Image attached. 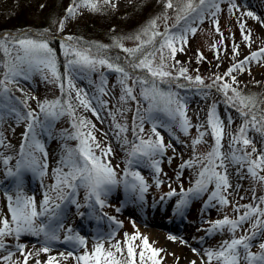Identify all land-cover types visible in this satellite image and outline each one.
Here are the masks:
<instances>
[{
    "label": "rangeland",
    "instance_id": "1",
    "mask_svg": "<svg viewBox=\"0 0 264 264\" xmlns=\"http://www.w3.org/2000/svg\"><path fill=\"white\" fill-rule=\"evenodd\" d=\"M138 0H110L105 3L104 0H92L98 3L97 13L102 7L112 9L115 14L129 17L131 13L139 12V9L131 10ZM162 1V0H161ZM44 0H0V17L6 14H14V8L19 4L25 3L36 5L43 4ZM165 5L168 0H163ZM198 3L199 0H196ZM219 3L220 11L216 16L211 15V12H205L204 18L201 21L196 14H193L187 20H181L179 24L176 18L173 21L170 16L171 11H164V13H155L154 15L148 14L142 16L140 14V24L137 27L132 24V19L127 20L124 18L122 27H118L119 31L113 32V19L106 22L98 18V23L101 26L99 35L88 39V41H67L65 38L68 36L73 37L71 31L78 23H86L90 20V15L96 11H91L90 7L81 6V1L75 0L68 5L64 14L56 20L58 35H50V33L38 31L35 28L26 29L15 33L14 35H7V33L0 34V38L8 42L13 38H30L36 40H43L49 43V46L54 49L57 58V66L61 76V81L65 84L67 89V77L71 76L72 83L75 86L71 89V103L75 106V118H84L91 121L95 125V129L85 128L84 132L92 131L99 142L100 147L94 148L95 154L100 156L105 162H110L111 166L116 172V178H132L130 183H138L134 177L125 175L126 172H138L148 185V190L143 194V199H140L139 190L133 192L130 187L126 185L116 184L110 186V190L101 195L103 204L101 205L96 201L95 197H89V190L78 184L75 193H71V189H64L62 195L65 199H57L58 193L53 191V185L56 184V169L62 168L64 172L70 169L64 167L62 163L58 164L56 158H66L69 150L73 151V156L76 155V150L79 148L80 141L72 138L75 136L77 129L73 127V117L67 114L60 115L56 118L45 117L40 112L39 104L44 101L60 100L61 103L68 102V91H61L59 82L54 81L51 74L47 71L41 73L33 70L29 74L28 79L18 77V82L8 83L6 86L10 90L13 89L17 94L11 96V101H5V97L1 95L0 91V138L3 139L6 147H0V162L3 164L2 168L7 171L8 168L15 170V165L21 159L20 149L25 145V133L27 126L31 122L27 119V113L33 111L39 118V123L35 124V139L43 146L44 153L39 151L32 142L31 134L26 145V152H32L35 157L40 161L41 165L47 164L46 169L22 170L19 179L16 177L10 178V190L2 200L0 205V221L5 217L11 223V213L7 207V197L11 195L15 199L17 192L20 191L26 197H36L33 195L32 189L35 186L38 189L39 196L44 200L45 193L52 199L50 206L52 211L48 216L37 218V224L44 222L49 228L56 230L59 239L52 241L58 245L59 253L55 256L59 260V264H76L74 258L64 260L61 253L67 256L69 252L82 255L85 251L91 252L98 237L105 238V248H109L110 244L107 237L110 233H115L111 243L117 241L121 242L122 248L126 246L125 234L134 235L139 233L140 239L134 241L137 247V264H139V252L142 248V239L147 237L152 247L160 250L157 259L161 264H208L206 252L208 250H219L225 241H231L233 238H239L243 235H252L250 229L255 232L250 243L252 245L251 251L256 253L259 251V245L264 243V225H259L253 229V224L258 217H252L251 220L245 222L235 233L231 232L228 227L222 230L210 231L216 221L222 220L225 217L236 220L242 215L246 209L244 205H253L264 208V204L260 203V198L264 197V184L259 183L252 178L247 172V165L243 167L236 165L226 160L228 180L231 187L223 194L227 197L229 203L222 205L218 200H210L211 192L214 190V184L209 185L208 190L202 193L188 192L189 189H194L196 181L199 178V172L202 164L195 163L192 167H183L189 160H195L200 157L204 161V157L212 150L215 143L211 127L208 124V114L212 105L216 106L218 118L223 122L224 136L222 140L223 147L221 151L227 155L231 149L229 147L231 137L238 133L239 128L244 124L245 117L238 111L237 107H233L226 102V98L222 91L218 90L216 84L213 85V80L216 76L223 77L224 79L218 84L223 82L232 83L231 77L226 76L229 68L234 64L244 60L251 52L264 48V0H234L236 8H233L231 0H217ZM177 9L182 7L179 0L176 1ZM41 6V5H40ZM77 7L76 14L69 16L68 9ZM168 9V8H167ZM231 9V11H230ZM37 10V8H36ZM212 11H215L212 9ZM167 12V13H166ZM247 12H252L255 19L246 15ZM178 12L174 15L176 17ZM4 17V18H6ZM167 17V18H165ZM155 20L157 23V31L163 33L166 28L170 29L172 33H182L187 27L196 29L195 34L187 33V43L183 45V51H177L174 59H167V49L165 50L166 63L168 64L169 71L173 76L178 75V70L183 67L187 68V76L193 77L198 75L204 80V85H212V87H205L188 82L184 77L177 80H169L165 78V82H158V87L167 92L171 91L177 93L182 102L186 105V115L190 120V128L185 133L179 126V120L172 121L164 112L154 111L151 117L145 111L149 107V102L144 100L141 96V85L135 83L136 77L147 78L146 70L133 69L130 67L131 63L135 62L128 53L123 51V48L117 46V41L123 45L124 48H136L140 41L135 37L140 35L150 23ZM219 22V32L216 30L217 25L214 21ZM63 24V30L60 25ZM241 24L244 25L242 31ZM251 33V47L243 40V35ZM222 33V35H221ZM144 38V37H142ZM109 39L110 41H105ZM159 37L157 38V45L159 44ZM65 43H76L81 48H90L91 52L101 57L108 58L114 65L123 67L133 79L128 80L129 86L133 87V94L136 100H121L123 95L122 86L119 83L121 74L108 69L106 66L98 67L96 71H72L69 72L66 68V58L64 56L63 45ZM96 45H103L105 47L97 49ZM234 45L239 46V55H235L233 51ZM177 46L181 45L177 42ZM9 48L12 45L9 43ZM151 47H147L145 51H151ZM196 53L198 55H196ZM202 54V59L200 58ZM15 55V52H13ZM141 54H137L139 58ZM0 56L9 59L5 55L3 49H0ZM119 60L121 61L119 63ZM204 61H209L203 65ZM179 61L180 63H176ZM156 64L160 63V54L156 55ZM3 62L0 61V73L6 71L3 67ZM47 75V79H45ZM232 75L236 77V83L233 87L238 91H242L247 84L259 87L261 93L258 99L257 109L260 111L255 112L258 119L264 115V58L258 62L253 61L246 65L243 72L236 71ZM102 81L107 94L99 92L102 86ZM166 81L172 84L166 86ZM189 83V84H187ZM184 85V87H179ZM2 90V87H0ZM80 89L83 93H87L85 98L91 101L92 108L96 109L99 113V118L93 114L91 110L85 109L79 105L76 99V90ZM8 94V93H7ZM6 97H9V95ZM229 96L233 95L231 91ZM256 98V96H253ZM106 102L104 105L98 102ZM26 101L25 103H21ZM139 107L140 113L144 116L143 132L140 133L136 127L139 124L137 119V108ZM15 109V111H12ZM18 114V115H17ZM153 123L157 125V131L164 138V144L170 145L166 148L163 154L156 155L153 159L159 161L160 171L157 173L152 166L151 161L147 158H134L130 155L134 143H139L137 134L144 139L151 137L153 140L156 137L153 135L151 129ZM116 124L124 125L127 131L120 133ZM163 125V126H161ZM259 125H257L258 127ZM135 129V131H134ZM204 132L202 142L194 145L193 141L200 138V133ZM247 137L253 141L257 155L264 152V135L256 131L254 127L249 126ZM127 141V142H126ZM111 148V154L104 157L101 156V149ZM239 147V146H237ZM251 152V146L247 149ZM2 157H12L8 165L3 163ZM256 158V155L253 156ZM132 161L129 164V161ZM223 171L222 169H218ZM44 171V175L40 172ZM264 175V171L259 173ZM28 180V184H24L22 180ZM118 180V181H119ZM157 181H160L157 185ZM78 183V182H77ZM19 186V187H18ZM125 186V187H124ZM4 188V187H3ZM2 183H0V190ZM122 189L125 191L122 193ZM121 190V191H120ZM175 190V194L169 196L168 193ZM7 192V191H6ZM184 193H188L187 197ZM122 195V196H121ZM187 199V203L177 210V204L182 200ZM59 205L58 208L55 205ZM126 204L129 208L138 213L137 216L129 212H123L122 207ZM37 206V205H36ZM239 207L240 211L235 209ZM100 208L103 211H100ZM119 209V211H117ZM38 210V208H37ZM39 211V210H38ZM63 213L66 216L62 217ZM114 218V219H113ZM158 220L169 228L161 227L157 224L155 227L165 231L166 234L171 236L172 245L166 247L163 242L155 240L150 234H147L139 228L140 220ZM149 222V221H148ZM179 225V226H178ZM62 226V227H61ZM2 227V224H0ZM181 227V228H180ZM71 230V232H69ZM78 234L86 241V247L75 245L73 242H65V237L68 235ZM4 248H0V264H23L25 255L29 252L33 253L28 258V264H35V260H41L43 253L38 256L35 253L45 246L44 235L39 237L31 234H22L17 240L14 236H5L2 238ZM191 240L192 243L189 244ZM70 243V245H68ZM17 244L26 245L24 252L18 250ZM189 244L192 252L185 257L184 245ZM12 248L9 251L8 248ZM195 250V251H193ZM13 253L11 261H6L5 256ZM243 255V249L241 248ZM119 253L117 256L119 257ZM147 255V253H146ZM48 258L42 259L46 261ZM41 261V264L44 262ZM151 264V261H147ZM211 264H218L216 260H212ZM241 264L244 261L241 260Z\"/></svg>",
    "mask_w": 264,
    "mask_h": 264
},
{
    "label": "snow or ice",
    "instance_id": "2",
    "mask_svg": "<svg viewBox=\"0 0 264 264\" xmlns=\"http://www.w3.org/2000/svg\"><path fill=\"white\" fill-rule=\"evenodd\" d=\"M104 2L109 3L110 0H104ZM179 2L182 3V7L177 9V24H179L181 20H187L193 14H196V16L202 21L205 12H211V15L216 16L220 11L217 0H199L198 3L196 0H179ZM231 2L233 8H236L237 6L234 3V0H231ZM81 6L90 7L92 11L98 10V3L92 2V0H81ZM166 7L168 9H173V0H168ZM212 9L215 11H212ZM76 11L77 7L69 8V16H74ZM246 15L253 17L252 12H247ZM253 18L259 19L258 17ZM214 23L217 25L216 30L219 32L218 20L214 21ZM60 29L63 30V24L60 25ZM156 29L157 23L153 20L148 28L135 37L136 40L140 41L136 48H124L119 41H117V46L123 48V51L128 53L129 56L134 59L135 62L131 63V68L134 70H146L148 74L147 78L136 77L134 82L141 85L140 94L144 100L149 102V107L145 110L149 114V117H151V113L154 111H162L172 121L179 120L180 128L187 133L191 125L190 120L186 115V105L182 102L177 93L161 90L158 87V82H165V78H168L169 80H177L180 77H184L187 81L194 82L197 85L209 88L212 87V85H204L203 78L198 75L194 79L191 76H187V68L181 67L178 70L177 76H173L172 72L167 70L168 64L166 63L165 50H168L167 59H174L177 51H183V45L187 43V33L195 34L196 29L189 26L185 28L182 33H172L171 30L167 28L165 32L161 33ZM241 29L243 31V24H241ZM158 37L160 39L159 44L157 45ZM65 39L67 41H74L75 38L68 36ZM243 40L248 43L249 47H251L250 32L243 35ZM177 42L181 45L180 47L177 46ZM9 43L12 45L11 49L9 48ZM96 47L97 49H100L105 46L96 45ZM147 47H151L152 50L145 51ZM0 49H3L5 55L9 57L8 61L3 64L6 71L4 72L3 81H0V87H2L3 94H7L10 91L6 86L8 83L18 82V77L28 79L29 74L33 70L41 73H44L45 71L49 72L54 81L59 82L61 91H68L69 99L66 103H61L60 100H55L44 101L39 104L40 112L43 113L46 118H56L65 114V112L72 116L73 127L77 128V132L72 138L80 141L75 157L73 156L74 150H69L67 157L61 161L63 166L70 170L68 172H64L62 168H57L55 170L56 184L53 185V191L58 193L57 199L66 198L62 195L65 188L71 189L70 194H74L79 184L89 190V197L94 196L96 201L102 205L103 200H101V195L109 191L110 186L116 185L119 181L116 178V172L110 162H105L100 156L95 154L94 148H99L100 144L96 140L93 132L81 131L83 128L95 129V125L91 124V121L84 118H80L79 123H76L75 110L71 103V89H74L75 86L72 83L71 76L67 77V89L65 88V84L61 81L54 49L49 46L47 41L30 38H13L8 42L0 39ZM63 49L66 58V68L69 72L77 70L96 71L98 70V67L106 66L108 69L121 74L119 80L123 91L121 100H136V96L133 94V87L129 86L127 83V81L133 79V77L123 67L114 65L108 58L101 57L98 54L94 55L90 48H81L76 43H65ZM233 51L235 55H239V46L234 45ZM13 52H15V55H13ZM157 53L160 54L159 64L155 63ZM137 54H141L139 58H137ZM200 58H203L202 54ZM261 58H264V48L251 52V54L244 60L239 61L234 64L232 68H229L225 75L231 77L232 83L223 82L222 84H218V82L222 81L224 78L220 76L214 78L213 84H216L218 90L223 92L226 102L233 107H237L238 111H240L246 119L244 124L239 128L238 133L231 137L229 145L231 151L225 155L221 151L224 136L223 122L218 118L216 106L212 105L208 114V124L211 127L215 143L212 150L204 157L206 163L201 161L200 157H196L195 160H189L186 164L181 165V168H183L186 166L192 167L197 162L202 164L199 178L196 181V186L194 189H189L188 192L199 194L207 191L209 185L214 184V190L211 192L210 200H218L220 204L227 205L229 201L223 193L231 187V184L228 180L227 165L225 163L226 160L242 167L247 165L248 174L259 183L264 184V175L259 174L264 171V152H260L257 155L258 150L253 144V141L247 137V131L249 130L250 125L254 127L256 131L264 135V115H261L258 119L256 113L253 111L257 104L256 98L243 96L237 88L233 87V84L237 81L236 77L232 75V73L236 71L243 72L247 64L253 61L258 62ZM176 63L180 62L176 61ZM44 78L47 79V75H45ZM101 83L102 86L99 88V92L107 94L103 87V84H105L106 81H102ZM179 87H184V85H179ZM229 91H231L233 95L229 96ZM86 96L87 93L82 94V90H76V99L78 100L79 105L87 110H91L93 114L99 118V113L96 109L92 108L91 101L85 98ZM98 102L102 105L106 103L104 101H99V99ZM21 103L26 104V101H22ZM12 111H15V109ZM26 118L31 121L27 126V132L24 134L26 144L21 146V159L16 162L15 170L12 168L7 169V177H16L19 179L22 170L36 171L37 169L47 168L46 163L41 165L40 161L32 152H26L25 150L29 140V134H31V139L35 147L44 153L45 156L47 155L46 152H44L43 146L35 139V124L39 123L38 115L33 111H29ZM137 119L139 120V124H137L136 127L139 129V132L142 133L144 130V116L140 113L139 107L137 108ZM257 125L259 126L257 127ZM116 127L119 129L120 133L127 131V127L124 125L116 124ZM151 131L156 139L153 140L149 137L146 140L137 134L139 143L133 144L130 155L137 159L147 158L151 161L152 166L158 173L160 171L159 161L153 158L158 154H163L166 151V148L170 147V145L166 146L164 144V138L157 131L156 123H153ZM204 135L205 133L201 132L200 138L195 139L193 144L196 145L201 143ZM250 146L252 149L251 152L247 150ZM0 147H6L2 138H0ZM109 154H111L110 147L101 149V156L106 157ZM254 155H256L255 159L253 158ZM2 158L5 165H8L9 161L12 159V157ZM128 163L131 164L132 161L130 160ZM218 169H222L223 171H219ZM40 174L44 175V171H41ZM129 174L133 176L138 183L133 182L129 184L126 181V187H130L133 192L139 190L140 199L142 200L144 198L143 194L148 190V185L138 172L125 173L126 176ZM159 183L160 181H157V185H159ZM174 194L175 190L168 193L169 196ZM187 195L188 193H184L185 197H187ZM51 199L52 198L45 193L41 205L42 211H38L34 197H26L20 191L17 192L15 199L9 195L7 197V207L11 213V223L7 217L0 221V224H2V227H0V248H4L5 246L2 240L5 236H14L19 240L22 234H31L37 237L43 234L45 238V246L39 249L35 255L38 256L41 252L45 254L49 253L51 249L47 245L51 241L58 240L59 237L56 234V230L49 228L44 222L37 224L36 221L37 218L46 216L52 211V209L49 208ZM186 203L187 199H182L176 206L177 210ZM260 203L264 204V197L260 198ZM55 207L58 208L59 205L57 204ZM243 207L246 211L240 215L238 219L233 220L225 217L222 220L216 221L210 231L222 230L225 227H228L231 232L235 233L238 228H240L245 222L251 220L254 216L258 217V219L253 224V229L259 225H264V208H261L258 205H244ZM117 211H119V209H117ZM235 211L239 212L240 208L237 207ZM249 231L252 232L251 236L243 235L239 238H233L230 242L225 241L219 250H208L206 252L208 264H211L212 260H216L218 264H241V260L244 261V264H264V243L259 245L258 252L253 253L251 251L252 245L250 241L252 237L255 236V232L251 229ZM69 232H71V230H69ZM114 235L115 233H110L107 237L110 244V247L107 249L105 248V238L98 237L91 252L85 251L82 255L69 252L67 256H64V254L61 253V257L64 260H67L70 257L74 258L76 264H137L136 249L141 246H134V241L141 238L139 233L134 235L125 234L126 240L124 241V244L126 246V255L125 248H122L120 241H117L114 244L111 243ZM65 242H73L75 245L86 247L85 239L78 234H70L66 236ZM25 247L26 245L24 244H17V248L21 253L24 252ZM241 248L243 249V255L241 254ZM118 253L120 254L119 257L117 256ZM159 254L160 250L152 247L147 237H143L142 248L139 252V264H147V261H151V264H161L160 260L157 259ZM12 255L13 253H9L4 259L6 261H11ZM32 255L33 253L31 252L27 253L23 264H28V258ZM17 264H19V262H17ZM36 264H41V261L37 260ZM44 264H59V260L55 256H49ZM192 264H195V262L193 261Z\"/></svg>",
    "mask_w": 264,
    "mask_h": 264
},
{
    "label": "trees",
    "instance_id": "3",
    "mask_svg": "<svg viewBox=\"0 0 264 264\" xmlns=\"http://www.w3.org/2000/svg\"><path fill=\"white\" fill-rule=\"evenodd\" d=\"M75 0H44L43 4L38 3L36 5L30 4L32 6H29L28 4L21 3L16 8H14V14L12 13L8 14L10 16L6 17V14H3L4 16L0 17V34L7 33V35H14L15 33H18L20 31L35 28L38 31L43 32H49L50 35H57V30L53 31V28L57 27L58 20L66 11V8L70 3ZM81 1V0H78ZM177 0H173L174 8L173 9H167L165 3L163 0H138L137 3L134 4V6L131 8V10L139 9V12L134 13V11L131 13L129 17H124L127 20L132 19V24L135 25L134 27H137L140 24V19L144 16H147L148 14L154 15L155 13H164V11H171L170 13L172 20L174 21L176 17L174 15L177 12ZM41 5V6H40ZM37 8V10H36ZM92 11V10H91ZM167 13V12H166ZM115 14V11L112 9H107L100 7L98 13L97 11L90 15V20L88 22L82 24L81 22L78 23V25L72 29L71 33L72 36L76 39L77 43H82L83 41H88V39H92V37H96L99 35V30L102 25L98 23V18L103 19L107 23L110 22L111 18L113 19V32L119 31L118 27H122L124 24V18L121 20L122 15ZM142 14L143 17H140L138 20L137 17ZM6 17V18H4ZM3 39V38H0ZM82 41V42H80ZM110 41L109 39L105 40ZM89 42V41H88ZM90 43V42H89ZM196 55H198L196 53ZM0 59L2 62L6 63L8 60L0 56ZM121 61L119 60V63ZM209 61L203 60V65L207 64ZM1 74H0V80H1ZM189 82V81H188ZM168 85H171L172 83L170 81H166L164 83ZM189 84V83H187ZM214 85V84H213ZM243 96H256V101L258 103V99L260 98V94L263 93L262 90L259 87L252 86L250 83L246 85V87L239 91ZM258 104H256V108L253 109V111L257 112L260 111L257 109ZM75 109V106H73ZM78 118H76V123H79ZM77 129V128H76ZM85 129V128H83ZM81 129V131H84Z\"/></svg>",
    "mask_w": 264,
    "mask_h": 264
},
{
    "label": "bare ground",
    "instance_id": "4",
    "mask_svg": "<svg viewBox=\"0 0 264 264\" xmlns=\"http://www.w3.org/2000/svg\"><path fill=\"white\" fill-rule=\"evenodd\" d=\"M55 160H53V162H57L58 164H60V159L61 158H56L54 156ZM3 164H1L0 162V183H2V189L0 190V205L2 203V200H3V197L10 192V190H6V189H10V178L6 176V170L2 168ZM22 182L24 184H28V180L26 181L25 179L22 180ZM4 187V188H3ZM7 191V192H6ZM32 192H33V195L36 197V205H37V208L39 211H42V208H41V205H42V202H43V199L39 196V193H38V189L35 188V186L33 187L32 189ZM49 208L52 209V207L50 206L49 204ZM122 211L123 212H129V213H132L133 215L137 216L138 213H135L133 212L129 206L126 204V206H124V209L122 207ZM51 212V211H50ZM50 212L48 215V219H52V216L50 215ZM66 216L65 213H63L62 217ZM65 218V217H64ZM149 221V222H148ZM158 223V224H157ZM153 224H157L159 226H161L162 228L165 227V228H169L168 225L158 221V220H140L139 221V228L141 229V231L147 233V234H150V236H152L155 240H158L159 242H163V244L166 246V247H169L172 245V242H171V236H169L168 234L165 233L164 230L160 229V228H157L155 227L156 225H153ZM192 243L191 240L189 241V244ZM189 244H185L184 245V252H185V257H187L191 252V248H189ZM68 245H70V243H68ZM50 247L51 251L47 254L43 253V258H41L40 261H42V259L44 258H48L49 256H56L58 253H59V250H58V245L56 243H53L52 241L47 245ZM71 246V245H70ZM9 251H12L13 249L12 248H8ZM37 260H35V264H36ZM44 262V261H42Z\"/></svg>",
    "mask_w": 264,
    "mask_h": 264
}]
</instances>
